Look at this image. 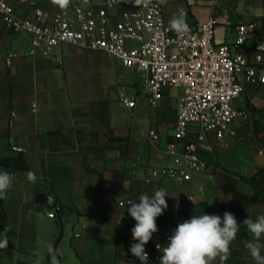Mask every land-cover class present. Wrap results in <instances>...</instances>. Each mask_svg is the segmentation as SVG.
Returning a JSON list of instances; mask_svg holds the SVG:
<instances>
[{
  "label": "crops",
  "instance_id": "1",
  "mask_svg": "<svg viewBox=\"0 0 264 264\" xmlns=\"http://www.w3.org/2000/svg\"><path fill=\"white\" fill-rule=\"evenodd\" d=\"M152 1L162 5L168 26L181 9L188 24L214 18L219 45L234 44L237 27L255 25V36L238 51L250 62L264 44V0ZM8 2L20 18L30 14L32 3L49 17L73 12L77 5V0L64 9L52 0ZM30 50V38L8 31L0 17V170L13 176L4 203L8 246L0 248V264H50L47 245L55 248L59 237L61 264H141L137 258L131 263L136 221L127 209L142 193L164 189L169 195L168 208L156 219L158 231L153 234L159 237L192 215L222 218L235 195H253L241 178L264 169V148L253 133V123L264 122V86H246L234 103L248 111V120L235 122L223 140L207 135L202 149L209 165L205 174L185 184L164 178L149 184L151 169L173 165L168 146L174 142L183 93L171 90L158 108H151L140 76L107 54L63 47L46 59L29 55ZM127 87L134 89L129 95ZM122 88L126 98L136 101L135 110L122 103ZM151 131L160 141H150ZM197 132L192 127L188 141H195ZM29 171L35 173V182L28 180ZM39 194L49 196L52 207L61 205L56 219L48 217L52 208L35 206ZM190 195L194 203L187 200ZM261 215L264 203L246 211L253 220ZM246 240L254 237L240 226L227 258L217 257L213 264H256ZM260 242L264 244V235Z\"/></svg>",
  "mask_w": 264,
  "mask_h": 264
},
{
  "label": "built area",
  "instance_id": "2",
  "mask_svg": "<svg viewBox=\"0 0 264 264\" xmlns=\"http://www.w3.org/2000/svg\"><path fill=\"white\" fill-rule=\"evenodd\" d=\"M0 17L8 31L30 38L31 56L52 59L61 48L73 47L113 57L140 76L151 108H158L171 90L183 93L177 105L174 142L168 146L173 165L151 169L149 184L161 178L185 184L194 175L205 174L209 165L202 149L207 135L214 133L223 140L235 122L248 120V111L234 103L242 99L246 86H264V48L258 47L253 62L238 53L255 36V25L237 27V39L231 45L215 43L214 18L188 24L189 30L181 36L168 26L162 5L152 0L146 7L135 5L134 0H77L73 12L54 17L32 3L25 18L17 15L8 0H0ZM120 99L126 109H136V101L126 98L123 88ZM194 126L197 138L191 142L188 138ZM150 141H160L155 131L150 132ZM189 197L194 203L195 196ZM61 211V205L55 204L48 217L56 219ZM171 234H153L147 243V264H159L155 254L162 249L156 245L166 246ZM135 262L133 256L131 263Z\"/></svg>",
  "mask_w": 264,
  "mask_h": 264
},
{
  "label": "clouds",
  "instance_id": "3",
  "mask_svg": "<svg viewBox=\"0 0 264 264\" xmlns=\"http://www.w3.org/2000/svg\"><path fill=\"white\" fill-rule=\"evenodd\" d=\"M52 3L64 9L69 6L70 0H52ZM141 3L146 7L150 0H134L137 6ZM169 27L181 36L189 30L186 14L182 9L179 15H174L170 19ZM259 48H264V44L259 45ZM27 177L29 181L35 182V173L29 171ZM12 182V174L0 170V200L7 198ZM166 196L169 195L164 189H157L151 195L142 193L138 198L139 202L130 203L127 209L136 221L131 233L133 239L137 241L130 246L129 251L141 264L148 262V253L144 246L151 240L153 233L158 231L156 219L168 208ZM243 225L254 237V240L244 242L245 248L249 250L256 264H264V255L261 252L264 244L260 242L264 235V215L255 220L246 218ZM239 230L240 223L230 212H225L222 218L218 214L192 215L190 219L177 225L168 237L166 246L162 247L159 243L156 245L163 253L159 258V264H213L217 257L224 260L229 255L230 245L236 239ZM8 231L9 229L5 227L3 232H0V236H3V239H0V248L8 246ZM47 253L50 264H60L57 250L52 243L47 245Z\"/></svg>",
  "mask_w": 264,
  "mask_h": 264
},
{
  "label": "trees",
  "instance_id": "4",
  "mask_svg": "<svg viewBox=\"0 0 264 264\" xmlns=\"http://www.w3.org/2000/svg\"><path fill=\"white\" fill-rule=\"evenodd\" d=\"M253 133L259 140L260 144L264 148V122L255 121L253 123ZM242 181L248 183L252 190V196H242L235 195L233 201L230 205V213H232L237 221L240 223V226L246 227L243 225L244 219H246V211L258 203H264V169L259 170L252 178L245 179L241 178ZM6 199L0 200V232H2L4 226L7 223V215L4 210V203ZM61 240L59 237L56 241L55 249L58 253V244ZM59 259V254L57 255ZM61 264V262H60Z\"/></svg>",
  "mask_w": 264,
  "mask_h": 264
},
{
  "label": "water",
  "instance_id": "5",
  "mask_svg": "<svg viewBox=\"0 0 264 264\" xmlns=\"http://www.w3.org/2000/svg\"><path fill=\"white\" fill-rule=\"evenodd\" d=\"M51 199L49 196L44 195V194H39L38 196H36L35 198V206L40 207V208H44V209H51L52 205H51Z\"/></svg>",
  "mask_w": 264,
  "mask_h": 264
},
{
  "label": "rangeland",
  "instance_id": "6",
  "mask_svg": "<svg viewBox=\"0 0 264 264\" xmlns=\"http://www.w3.org/2000/svg\"><path fill=\"white\" fill-rule=\"evenodd\" d=\"M134 89L132 87H127L126 88V93L129 95L131 92H133Z\"/></svg>",
  "mask_w": 264,
  "mask_h": 264
}]
</instances>
